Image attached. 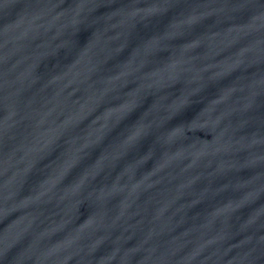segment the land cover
I'll return each instance as SVG.
<instances>
[{"label": "water", "instance_id": "obj_1", "mask_svg": "<svg viewBox=\"0 0 264 264\" xmlns=\"http://www.w3.org/2000/svg\"><path fill=\"white\" fill-rule=\"evenodd\" d=\"M0 264H264V0H0Z\"/></svg>", "mask_w": 264, "mask_h": 264}]
</instances>
